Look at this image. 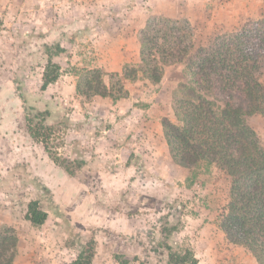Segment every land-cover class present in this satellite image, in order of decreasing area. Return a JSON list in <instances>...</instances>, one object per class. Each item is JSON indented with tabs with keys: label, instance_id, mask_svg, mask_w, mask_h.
Returning a JSON list of instances; mask_svg holds the SVG:
<instances>
[{
	"label": "rangeland",
	"instance_id": "1",
	"mask_svg": "<svg viewBox=\"0 0 264 264\" xmlns=\"http://www.w3.org/2000/svg\"><path fill=\"white\" fill-rule=\"evenodd\" d=\"M150 4L119 0L106 8L72 0H0V234L9 230L18 237L12 264H73L81 242L89 241L96 245L92 264H166L167 251L158 246L173 227L168 240L173 250L190 251L201 264H259L220 226L229 200L224 171L205 162L191 169L174 164L161 137L151 135L156 132L151 123L150 134L138 128L132 136L105 122L111 147H101L102 128L90 121L94 113L83 103L89 96L79 94L76 104L71 90L42 89L44 44L61 66L60 77L77 85L92 65L83 54L93 60L105 40L92 30L95 18L112 10L109 21L119 30L141 32L150 16H164ZM260 17L264 0H180L173 18L188 20L200 45ZM59 44L66 47L60 55ZM104 78L112 86L123 76L111 72ZM163 78L157 87L142 78L146 99L137 102V111L149 114L145 109L154 104L152 114L177 122L174 94L187 79L184 65H166ZM247 121L264 147V117L253 114ZM32 203L47 213L42 224L26 217Z\"/></svg>",
	"mask_w": 264,
	"mask_h": 264
},
{
	"label": "trees",
	"instance_id": "2",
	"mask_svg": "<svg viewBox=\"0 0 264 264\" xmlns=\"http://www.w3.org/2000/svg\"><path fill=\"white\" fill-rule=\"evenodd\" d=\"M195 35L188 20L150 16L140 32V62L126 64L123 75L156 84L166 65H184L187 79L179 83L174 94L177 122L167 116L162 119L169 156L184 168L205 162L228 175L229 200L220 226L230 242L243 246L264 264V147L247 121L253 114L264 117V17L216 34L206 44L197 45ZM44 46L48 54L42 83L45 90L58 80L61 66L53 62L48 43ZM57 49L59 55L66 51L61 44ZM83 71L76 85L80 95L114 99L127 95L121 79L110 86L100 69ZM42 129L48 131L51 126L42 124ZM42 142L47 147L45 138ZM30 209L26 217L32 223L39 225L46 220L47 213L38 210L37 203L30 204ZM174 229H169L158 246L167 251L166 264H198L190 251L176 252L168 243ZM17 242L18 237L9 230L0 234V264L13 263ZM95 255V241L81 242L73 264H92Z\"/></svg>",
	"mask_w": 264,
	"mask_h": 264
},
{
	"label": "crops",
	"instance_id": "3",
	"mask_svg": "<svg viewBox=\"0 0 264 264\" xmlns=\"http://www.w3.org/2000/svg\"><path fill=\"white\" fill-rule=\"evenodd\" d=\"M118 1L119 0H81L80 2H78L77 0H72V2L77 3V6L79 4V6L84 5L85 7L102 6L106 8H111L112 6L118 4ZM179 2L180 0H150L151 4L149 9L152 12L160 15L176 17L179 15ZM111 12L112 10H110L108 16H101L98 17V19L95 18V23H97L98 25L94 26L92 30L96 29L95 31L98 34L105 35V40L103 41V44H100L99 46L97 45L98 49H96V51L93 53L94 59L92 60L90 56L88 57L87 53H84L83 55H85L86 57L85 60H88L85 63L86 65H88L89 61H92V65L90 68H98L103 72V80L107 85L108 83L104 78L105 76H108L111 72L120 73V75L123 76L122 82L125 89L128 90V93L126 96L116 99L111 96H100L95 94L89 96V98L83 102L86 105H90V110L92 113H94L90 114V121H92L94 124H99L100 128H102V131L100 132V134H98L97 137L98 144L104 148L106 146L108 149H110L111 147L110 138L107 136L108 130H106L102 126L103 123L109 121L110 123L114 124V129H117L119 131H121L120 129H126L127 131H129V133H132V136H134L138 132L137 130L141 128L144 129L145 132H147L148 129L146 125L148 123L154 124L156 126V132L152 129L151 135L157 134L158 136H160L162 139V144L165 147L167 143L164 138V127L162 124V119L164 116L166 117V115L152 114L151 108L154 106V104H150L148 105V107H146L145 110L149 112V114H138L139 112L137 110L139 108V105H137V102L142 99H146L145 91L142 88V86H145L146 88V85L144 84V82L142 83V78L139 77L135 80H130L125 78L122 73L126 64L137 65L140 62V32L137 31V29L130 30L128 32L119 30V28L115 24H112V22L109 21L111 19ZM101 23L103 24V29H97L100 28L99 24ZM95 31L92 33H96ZM61 76L62 78L59 76L58 80L54 83L49 84L47 88L54 89L55 86H58L59 92L62 91L64 93H67L66 91L71 90V92H74L76 94V97L72 96L76 104L79 101L81 102V100L79 99L80 95L76 90V84L73 83L71 85L70 82L68 85V76ZM63 79H65V81ZM163 81L164 78L162 77L159 83H150V85H152L153 87H157L161 83H163ZM53 116L56 117V114H53ZM170 119L173 120L172 117ZM154 144L155 142L153 140L150 144L148 141L149 148L153 147ZM168 154L167 157H169ZM171 161L174 164L176 163L172 158ZM177 165L179 167H182L179 164ZM198 264H201L200 260H198Z\"/></svg>",
	"mask_w": 264,
	"mask_h": 264
}]
</instances>
